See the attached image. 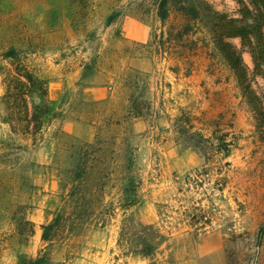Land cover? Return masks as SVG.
I'll use <instances>...</instances> for the list:
<instances>
[{
	"label": "rangeland",
	"instance_id": "1",
	"mask_svg": "<svg viewBox=\"0 0 264 264\" xmlns=\"http://www.w3.org/2000/svg\"><path fill=\"white\" fill-rule=\"evenodd\" d=\"M154 1L0 0V53L20 50L46 80L52 109L36 141L11 130L1 99L11 60L0 55V264L42 248L53 264H264V10L249 0H195L202 20L186 37L195 44L164 53L167 43L157 50L149 41L162 31L165 39L182 18L171 11L162 23ZM233 27L251 38L228 34ZM136 71V93L150 106L132 116L126 79ZM181 113L205 136L224 133L233 143L222 189L212 180L185 200L178 189L204 157ZM85 150L101 187L83 200L79 220L44 242L41 226ZM127 182L136 202L124 207ZM191 199L211 219L198 234L158 216L157 203L178 209ZM124 217L168 237L149 257L123 253Z\"/></svg>",
	"mask_w": 264,
	"mask_h": 264
},
{
	"label": "trees",
	"instance_id": "2",
	"mask_svg": "<svg viewBox=\"0 0 264 264\" xmlns=\"http://www.w3.org/2000/svg\"><path fill=\"white\" fill-rule=\"evenodd\" d=\"M260 11L264 10V0H249ZM261 2L262 5H259ZM155 13L163 23L171 11L176 12L182 18L179 28L168 30L167 37H163V31L160 36L154 35L149 43L160 50V44L167 43L169 48L164 47V53L173 47H182L185 42L188 48H192L197 38L186 39L187 36L197 32L198 25L201 23V15L195 0H155ZM113 16H109L107 22L112 21ZM264 19V14H263ZM234 31L230 35L246 37L249 35L243 31L244 27H233ZM158 39H157V38ZM170 44V45H169ZM159 48V49H158ZM20 50L9 47L0 55L5 59H10L11 68L3 73L2 84L4 92L2 94V103L7 111L6 120L13 132L27 134L32 142L36 141L41 134V130L47 118L52 114V109L48 101L47 83L40 72L23 61L19 56ZM138 72L129 73L126 79V85L129 88L127 96L128 111L132 116H139L144 109L149 108L150 103L144 97L143 87L140 85ZM182 120L187 124L186 135L188 139L194 140V145L198 146L204 157V163L199 169H196L193 175H186L183 184L178 189L182 194L181 200H185L184 195L191 189L201 187L204 183L214 180L215 187L219 190L226 183L225 171L229 166V161L225 160L230 153L232 140H227L224 133L218 136H205L194 129L191 118L185 113H181ZM217 141L213 145L211 140ZM207 143H209L207 145ZM93 144L85 143V148H90ZM211 147L213 151H208ZM87 150L79 153V159L75 167L71 170L70 186L64 194V201L58 207L54 216L41 228V239L44 242L51 243L57 231L61 227L72 226V222L80 218V208L83 206V200L92 192L98 191L99 180L94 177L93 170L88 165L86 159ZM131 184V180H129ZM130 184L127 182L122 191L124 198V207L135 204L136 199L129 190ZM95 190V191H94ZM158 216L165 222V225L179 227L185 226L194 234H198L206 225L211 223L208 210L199 201L194 202L191 199L189 205H181L178 209H171L168 203H157ZM174 213V214H172ZM29 233L33 229L29 220ZM190 232V231H188ZM168 233V232H167ZM168 234L163 233L155 223H143L130 217H124L120 225L117 238L118 248L123 253L149 257L156 252L159 245L166 240ZM16 264H53L50 253L42 248L35 256L19 254Z\"/></svg>",
	"mask_w": 264,
	"mask_h": 264
}]
</instances>
